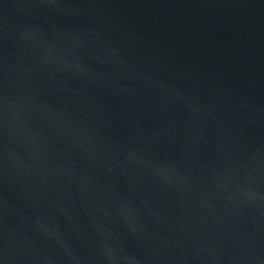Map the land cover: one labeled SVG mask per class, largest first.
<instances>
[{"label":"water","instance_id":"95a60500","mask_svg":"<svg viewBox=\"0 0 264 264\" xmlns=\"http://www.w3.org/2000/svg\"><path fill=\"white\" fill-rule=\"evenodd\" d=\"M0 264H264V0H0Z\"/></svg>","mask_w":264,"mask_h":264}]
</instances>
